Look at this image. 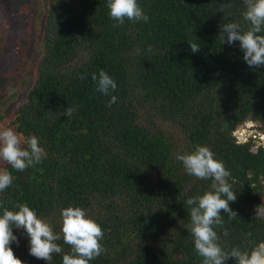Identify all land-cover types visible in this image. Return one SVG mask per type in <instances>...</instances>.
<instances>
[{"label": "trees", "instance_id": "trees-1", "mask_svg": "<svg viewBox=\"0 0 264 264\" xmlns=\"http://www.w3.org/2000/svg\"><path fill=\"white\" fill-rule=\"evenodd\" d=\"M107 3L45 0L32 80L13 104L0 99V125L35 135L46 156L24 172L0 162L13 176L0 192V215L24 203L60 233L62 209H85L106 249L89 264H202L185 201L211 181L189 176L176 160L199 144L230 171L237 195L230 207L238 217L229 221L222 212L225 223L215 229L219 244L250 250L264 241V218H253L264 204V142L241 141L234 131L251 120L264 133V67L250 69L238 41L221 45L218 38L222 23L249 27L242 0H137L149 21L126 19L118 28ZM5 36L4 29L0 59ZM16 40L26 53L30 37ZM189 41L200 52L192 53ZM101 69L117 84L108 96L91 79ZM112 95L117 103L108 107ZM13 235L19 244L10 247L23 264H47L29 254L24 230L13 228ZM50 264H62V254Z\"/></svg>", "mask_w": 264, "mask_h": 264}, {"label": "clouds", "instance_id": "clouds-1", "mask_svg": "<svg viewBox=\"0 0 264 264\" xmlns=\"http://www.w3.org/2000/svg\"><path fill=\"white\" fill-rule=\"evenodd\" d=\"M242 3V16L249 24L247 30L235 22L222 23L218 38L221 45L227 43L231 46L238 41L247 66L250 69L261 68L264 67V0H242ZM107 7L110 17L116 21L112 25L114 28L124 24L126 19L133 23L149 21L137 0H108ZM187 43L192 53L200 52L198 43ZM81 79L84 77L81 76ZM91 79L95 82V90L102 95L108 96L117 89L114 79L103 69L99 75L92 73ZM115 103L117 97L112 95L108 107ZM73 111L67 107L64 115L70 118ZM257 131L263 134L261 141L264 142V133L258 128ZM45 156V150L35 135L25 138L13 128L0 125V162L9 165L13 170L24 172L39 165ZM176 160L182 163L189 176L211 181L209 190L185 201L190 219L187 231L193 237L194 249L202 258V264H227L229 259H233L235 264H264V241L255 244L250 250L233 247L225 251L219 244L215 229L225 223L222 212L227 214L229 221L238 217V212L230 207V202H236L237 195L229 183L231 173L224 163L214 158L209 147L199 144L191 153L177 154ZM12 183V173L7 168H0V192H4ZM15 207L18 210L4 208L3 215H0V264H23L10 247L13 242L19 244L17 236L13 235V228L24 230L29 238V254L46 261L47 264H50L54 254H62V264H89L106 252L101 244L104 232L85 209L73 206L62 209L61 229L60 233H56L27 204L21 203ZM253 218H264V204L256 206ZM223 235H229L226 228ZM251 235L247 233L248 237ZM60 240L70 247L69 253H63L61 245L57 243Z\"/></svg>", "mask_w": 264, "mask_h": 264}, {"label": "rangeland", "instance_id": "rangeland-1", "mask_svg": "<svg viewBox=\"0 0 264 264\" xmlns=\"http://www.w3.org/2000/svg\"><path fill=\"white\" fill-rule=\"evenodd\" d=\"M44 2L45 0H0V36L6 30L5 52L0 59V99L10 104H13L14 97L23 93L27 83L32 80L33 65L40 52L36 36L39 31L38 16ZM26 4L31 6L30 11L23 10ZM21 34L30 37L31 44L26 53L22 52L21 45L16 40ZM20 62L23 63L22 70L16 71ZM234 133L241 140L252 136L257 142L263 138V134L257 131V123L251 120L239 124Z\"/></svg>", "mask_w": 264, "mask_h": 264}]
</instances>
